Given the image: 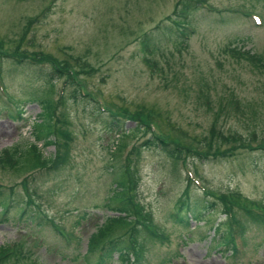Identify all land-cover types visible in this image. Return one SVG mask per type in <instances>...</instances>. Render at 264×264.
<instances>
[{
	"label": "rangeland",
	"instance_id": "1",
	"mask_svg": "<svg viewBox=\"0 0 264 264\" xmlns=\"http://www.w3.org/2000/svg\"><path fill=\"white\" fill-rule=\"evenodd\" d=\"M177 1L0 0V157L18 149L23 158L35 145L45 158L55 159L28 169L0 162V189L12 196L6 218L0 217V246L20 241L31 253V259L11 264H32L33 259L96 264L99 247L94 241L89 246L90 237L112 213L105 203L113 172L124 165L135 177L136 199L163 235L138 236L143 252L136 264H264L263 225L246 224L233 253L220 241L226 231L220 206L202 210L190 227L171 217L187 179L193 200L207 196L219 203L224 194L264 205V149L251 150L230 136L240 132L256 146L264 137V71L234 49L264 59V22L257 25L253 16L264 20V0H209L221 13L207 7L193 10L189 20L194 32L182 45L164 33ZM146 34L154 39L152 53L140 43ZM37 55L47 56L51 64L46 58L37 63L31 57ZM63 63L75 72L82 94H91L98 104L90 96L76 98V87L65 77L50 80L52 64ZM231 96L259 116L252 126L258 140L251 139L245 110L220 107ZM45 98L53 100L61 118L59 122L56 115L58 134L48 144L32 132ZM20 111L23 118L17 117ZM110 114L128 121L126 131L141 118L153 132L183 144L185 159L149 145L150 126L121 136L109 130ZM63 128L70 135L61 138ZM118 140L125 146L114 155ZM60 152L63 159L57 164ZM127 157L130 163H125ZM27 198L35 201L32 211L39 212L40 206L47 218L39 223L31 211L20 218ZM126 239L131 240L129 234ZM123 263L120 249L114 248L106 264Z\"/></svg>",
	"mask_w": 264,
	"mask_h": 264
},
{
	"label": "trees",
	"instance_id": "2",
	"mask_svg": "<svg viewBox=\"0 0 264 264\" xmlns=\"http://www.w3.org/2000/svg\"><path fill=\"white\" fill-rule=\"evenodd\" d=\"M209 0H178L175 9L173 10L172 15H169L168 19L171 21L170 25L166 27V30H164V33L170 35L171 37H175L176 40L179 42V44H184L186 40L190 37L192 32H194V23L189 20V15L193 10H198L204 7H207L209 10H216L219 13L221 11L219 9H216L210 5ZM154 39L150 36V34H146L141 38V45L142 48L145 51L153 52V41ZM236 52L243 54L244 57L254 66L256 69L264 71V59L256 54H253L249 52L248 50H240L238 48H235ZM34 60H37V63H41L42 58H46L50 61L51 59L46 57H41L40 55L37 56H31ZM21 60L24 59V57L21 56ZM19 59V60H20ZM31 61V60H30ZM150 61V59H148ZM32 62V61H31ZM151 62V61H150ZM58 67V68H56ZM53 70L50 72L51 77L50 80H55L59 76L65 77V79L70 80L76 89H74V96L76 98L80 97L81 95L85 98L87 96H90L92 101H94L96 104H98L95 100H93L91 94L84 93L82 94L80 90L79 83L76 81L74 75L75 72L70 70L68 68V65L62 64L60 66H56V64H52ZM67 77V78H66ZM88 99V97H87ZM42 103V111L39 115V119H36V121L33 123V134L37 141L42 142L43 144H48L52 142V139L55 137V135L58 134L57 129V122H56V115L58 116V120L60 122L61 118L57 113V106L54 105V102L52 99L45 98L41 100ZM226 107V108H233V110H245L243 113L246 117V123L248 124L249 128H252L249 132L251 133V139L252 140H258L257 131L255 130V127L252 126L257 125L259 116L253 111V108L249 105H245L241 102V100L231 96V100H228L226 102H221L220 107ZM244 106L246 109H244ZM103 109V108H102ZM105 110V109H103ZM261 111V110H260ZM264 113V111L262 112ZM17 117L23 118L22 111L17 112ZM126 120H123L116 114H110L107 118V127L109 130H115L118 131L119 136H121V133L123 134H129V133H137L144 125H147L146 127L149 128V124H147L145 121H142L141 118L135 121L136 127L132 128L129 131H126L125 124ZM253 124V125H252ZM262 126H264V121ZM150 132L151 135L146 142H148L151 146H156L164 151H166L171 157L177 158V159H185L183 156V153H185L184 145L178 143L174 139H169L167 135L163 134H157L153 132V128L151 129L150 126ZM61 138L66 137L67 135H70V132L67 130L59 129ZM253 130V131H252ZM264 130V129H263ZM264 133V131H262ZM135 133V134H136ZM134 134V135H135ZM222 135V133H216V135ZM231 138L234 140V142L238 141L239 143L243 144L244 147L249 146L248 148L253 150L259 147L260 149H264V137H260L259 144L260 146H256L252 143V141H247L245 138H248L246 136H243L240 132H233L230 134ZM226 138V137H223ZM123 142V141H122ZM118 140V142L115 144V148L112 151L113 154L119 152L122 147H124V143L122 144ZM34 148H31L27 153L24 155L25 157L21 158L22 154L24 153L16 149L15 152H11L10 154L6 156L0 157V162L6 166H10L12 168H27L28 167H42L46 166L49 163H54L55 159L45 158L41 152H38L37 147L34 145ZM234 150V148H233ZM28 152L33 153V155H28ZM207 152V151H206ZM226 152V151H225ZM231 154V153H230ZM228 155V153H224L223 156ZM59 156V158H58ZM57 156L56 163L61 164L60 160L63 159V156L61 152ZM203 155L200 154V157ZM206 156V155H205ZM207 157V156H206ZM125 163H130L129 157L126 158ZM113 183H112V192L109 195L107 202L105 203V206L108 208L109 211L112 213L107 215L105 220L97 225L96 230L92 233L90 237V243L91 241H94L97 247H99V255L97 257L96 264H106V260L110 258V255L114 248H119L120 252L122 254V260L124 261L123 264H136V260H139L142 256L143 252V246L139 242L138 236H140L142 233L145 235H149L150 238L158 239L162 238L163 235H161V232L158 230L155 223L151 221V216L148 211H146L135 196V177L133 176V172L130 168L127 166H122V168H119L118 170L113 172ZM187 184L185 186V189L181 196L178 197L175 207L173 211L171 212V217L176 222L182 224L183 226L190 227L191 220H199L200 216L203 212L206 210L212 211L217 206H220L223 210V212L226 214V220L224 223L221 224V226H226V231H221L222 235L220 236L222 240V244L226 245L229 249H232L233 253L237 252V243H236V237L238 235L245 236L246 232V224L248 223H254L256 225H263L264 226V205L258 204L257 202L251 201L249 204L242 203L236 200H233L229 198L226 195L218 196L219 203L217 200H210L207 198V196H201L202 200H193L191 196V184L190 180L187 179ZM134 192V193H133ZM205 195L207 194L204 193ZM29 197L30 195L27 194ZM11 198L7 193H4L0 189V199H1V205L3 206L2 210L0 211V217L1 219L6 218L7 212L9 211V205L11 204ZM28 199V198H27ZM26 199V202H27ZM7 203V205H6ZM35 201L31 198L28 199L27 206H21L19 216L22 218L26 213L31 211L35 212L33 213V218L31 216V213H29V217L33 220L41 222L44 218H47V214H43L41 211L40 206L36 207L38 211H32L33 208L30 206L31 204H34ZM203 208V209H202ZM44 212V211H43ZM45 213V212H44ZM228 216V217H227ZM241 218V219H240ZM48 222L51 224L52 227H54L58 232L64 234V231L56 224V222L49 218ZM125 229L124 233L116 234V230L118 229ZM218 231L220 230V227L217 228ZM240 231V232H239ZM130 235L131 240L126 239V235ZM166 238V236H164ZM161 242L164 239H159ZM219 241V242H220ZM17 243V242H16ZM130 250H133L134 252V260L132 261V253ZM25 248L24 242H20L14 245L6 244L0 246V264H11L12 260L18 259V261H23L26 258L31 259V253H29ZM136 256L137 259H136ZM125 261L127 263H125ZM129 262V263H128ZM32 264H42L37 259H33L31 261Z\"/></svg>",
	"mask_w": 264,
	"mask_h": 264
}]
</instances>
